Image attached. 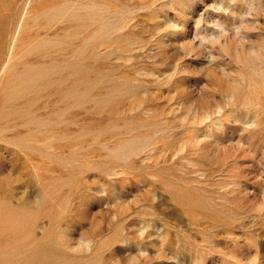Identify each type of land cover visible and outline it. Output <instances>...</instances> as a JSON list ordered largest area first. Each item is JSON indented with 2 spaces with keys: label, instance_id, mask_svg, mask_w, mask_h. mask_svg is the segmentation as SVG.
I'll return each instance as SVG.
<instances>
[{
  "label": "rangeland",
  "instance_id": "1",
  "mask_svg": "<svg viewBox=\"0 0 264 264\" xmlns=\"http://www.w3.org/2000/svg\"><path fill=\"white\" fill-rule=\"evenodd\" d=\"M0 264H264V0H0Z\"/></svg>",
  "mask_w": 264,
  "mask_h": 264
}]
</instances>
